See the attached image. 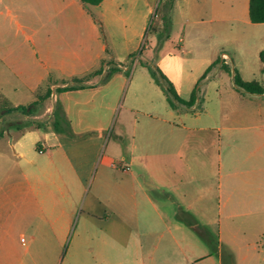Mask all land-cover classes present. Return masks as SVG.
<instances>
[{"label": "crops", "instance_id": "obj_1", "mask_svg": "<svg viewBox=\"0 0 264 264\" xmlns=\"http://www.w3.org/2000/svg\"><path fill=\"white\" fill-rule=\"evenodd\" d=\"M138 1L0 0V140L11 138L0 161L24 158L13 140L23 150L25 134L44 131L50 150L40 145L45 167L34 162L39 183L63 182L79 197L97 167L91 197L98 212L112 219L113 232L130 229L126 241L96 226V237L80 239L97 246L98 264H109V247L113 264H264V24L250 21V0H169L170 35L156 64L181 99L196 95L192 106L173 108L143 65L104 80L139 49L153 9L142 0L137 10ZM175 33L179 45L171 48ZM235 44L247 45L252 63L235 61ZM103 60L112 65L84 88L57 92ZM235 71L263 92L238 89ZM33 104L30 114L10 111ZM47 115L53 124L33 130L24 123ZM8 116L15 119L2 124ZM212 212L218 240H200L192 214ZM21 236L0 206V264Z\"/></svg>", "mask_w": 264, "mask_h": 264}, {"label": "rangeland", "instance_id": "obj_2", "mask_svg": "<svg viewBox=\"0 0 264 264\" xmlns=\"http://www.w3.org/2000/svg\"><path fill=\"white\" fill-rule=\"evenodd\" d=\"M142 8H144V4L140 0L138 1L137 10ZM170 8L171 3L169 0H152L153 12L148 20L147 29L143 32L139 49L131 54L133 55L131 61L129 59L131 55H129L125 56L124 62H122L127 64L130 70L126 72V75L129 76L136 65L147 63L157 66L160 51L164 49L162 46L170 35V29L163 27L156 32L155 28L162 16L170 22L169 16L167 17ZM171 36L170 45L171 48H174V45H179V34L175 33ZM234 48L237 50H234ZM231 49L235 53L233 57L237 63H242L244 60L252 63L254 58L251 55L248 56L250 52L247 45L238 46V44H235V47L232 45ZM240 49L243 51L241 54ZM165 53H167V50H164L163 55ZM184 56L189 58L187 54ZM46 103V105L55 106L52 100H48ZM57 107L60 109V105L56 104ZM2 117L3 115L0 112V120ZM51 118L50 115L37 119L27 118L34 122L24 121V123L36 130L37 126L44 127L53 124ZM14 119V117L8 116L4 120L5 123L2 124H8ZM106 137L111 140L113 137L111 130L108 131ZM23 141L25 143L23 150L15 144V140H13V145H15L17 152L23 151L25 153L24 158L16 156L13 161H0V206L9 212V221L14 223L16 232L23 233L24 236H21V242L22 239L27 240V243L24 244L25 241L22 243L23 245L18 242L8 246V258L4 263L98 264L96 258L97 246L95 244L82 245L79 242L80 239L83 236L96 237L99 233L96 227H101L110 235H115L120 240L126 241L130 229L122 225L119 230L115 229L113 232L112 219L105 220L102 218L103 214L98 212L99 209L91 197L95 189V183L92 184V180L97 167L93 169L86 183V189L79 197L75 196L76 194L71 189L65 190L63 182L55 186L47 180L39 183L33 177L36 168L34 162L41 167H45L47 162L45 159L47 156L41 154L43 152L40 145H46L45 148L50 150V148H47L48 143L45 144L44 141V131L36 134H25ZM10 144L11 138L5 134L4 139L0 140V151L11 152ZM104 154H107L105 149L101 151L100 156ZM112 163L115 162L112 161ZM117 165H119V162L116 163ZM192 215L199 226L197 231H193L194 236L200 238V240H203V236H206L216 242L219 237V214L212 212L203 215L204 217L200 214ZM96 216L101 217L102 220L93 218ZM83 221L84 223L88 221V224L85 226ZM49 240L53 243H49ZM216 248V243L210 245L211 251L216 252ZM114 255L115 252L112 247L106 248L109 264H113L116 259Z\"/></svg>", "mask_w": 264, "mask_h": 264}, {"label": "trees", "instance_id": "obj_3", "mask_svg": "<svg viewBox=\"0 0 264 264\" xmlns=\"http://www.w3.org/2000/svg\"><path fill=\"white\" fill-rule=\"evenodd\" d=\"M80 1L85 7H89V6H98L104 0H80ZM170 2H172V0ZM249 17H250V21L254 24H264V0H250ZM163 19H164V27L168 28L169 30L170 22L168 21L166 17H164ZM132 58H133V55L129 57L130 61L132 60ZM109 65H112V64L110 62L108 63L107 61L103 60L98 70L92 72L86 77L76 78L72 80L71 82L65 83L63 86H60L57 88V92L61 93L65 91H71V90L84 88L86 86L84 83L86 80H88L91 77L102 75L105 71V68ZM115 65L116 67L109 71V74L106 75L104 80H107L112 75L113 72L124 70V69L126 70V72L130 71L127 64L125 63H119ZM142 65L145 66L150 71L155 82L162 87V89L167 95L170 105L173 108H175L177 104H184L187 106H192L194 104L196 100L195 94H193L190 100L188 101L181 99L176 93L172 83L169 81V79L162 73V71L157 66H152L147 63L145 64L143 63ZM224 69L228 71L230 70V68H228L227 66H224ZM234 82L238 89L243 90L245 92H248L251 94H261L263 92L262 87L257 82H244L240 78L237 71H235V74H234ZM49 96H50V92H47L46 97H49ZM34 106L35 104L29 107L20 106L17 108H13L10 111L20 112V113H31Z\"/></svg>", "mask_w": 264, "mask_h": 264}, {"label": "built area", "instance_id": "obj_4", "mask_svg": "<svg viewBox=\"0 0 264 264\" xmlns=\"http://www.w3.org/2000/svg\"><path fill=\"white\" fill-rule=\"evenodd\" d=\"M222 59H223V60H226V59H227V56H226L225 54H223V55H222ZM263 73H264V69H263ZM24 241H25V240L22 239V242H24Z\"/></svg>", "mask_w": 264, "mask_h": 264}]
</instances>
